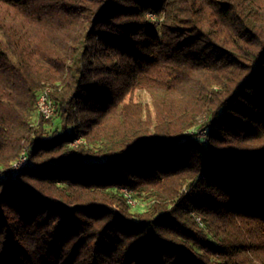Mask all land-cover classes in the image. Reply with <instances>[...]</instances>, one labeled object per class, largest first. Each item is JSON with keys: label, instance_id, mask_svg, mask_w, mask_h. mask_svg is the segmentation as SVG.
Here are the masks:
<instances>
[{"label": "trees", "instance_id": "trees-1", "mask_svg": "<svg viewBox=\"0 0 264 264\" xmlns=\"http://www.w3.org/2000/svg\"><path fill=\"white\" fill-rule=\"evenodd\" d=\"M0 264H264V0H0Z\"/></svg>", "mask_w": 264, "mask_h": 264}, {"label": "built area", "instance_id": "built-area-1", "mask_svg": "<svg viewBox=\"0 0 264 264\" xmlns=\"http://www.w3.org/2000/svg\"><path fill=\"white\" fill-rule=\"evenodd\" d=\"M37 106H39V111H41V116L44 119H49L52 116V114H53V105H52V101L50 100L49 93H47L46 96H43V97L37 99ZM25 163H27L26 154L22 158V161H21L20 165L25 164ZM16 168L17 167H13L12 168V172L15 175H16Z\"/></svg>", "mask_w": 264, "mask_h": 264}, {"label": "bare ground", "instance_id": "bare-ground-1", "mask_svg": "<svg viewBox=\"0 0 264 264\" xmlns=\"http://www.w3.org/2000/svg\"><path fill=\"white\" fill-rule=\"evenodd\" d=\"M47 93H49V89L44 90V91L39 95L38 98H41V97H43V96H46ZM37 109H38V112L41 114V111H39V106H37ZM24 155H25V153H22V154L20 155V157H19V158H18V159L12 164V166H11V169H12L13 167H17V168H16V174H18L20 170L32 166V163H31V161L28 160L27 156H26V161H27V163L20 165V163H21L22 158L24 157ZM19 165H20V166H19Z\"/></svg>", "mask_w": 264, "mask_h": 264}, {"label": "rangeland", "instance_id": "rangeland-1", "mask_svg": "<svg viewBox=\"0 0 264 264\" xmlns=\"http://www.w3.org/2000/svg\"><path fill=\"white\" fill-rule=\"evenodd\" d=\"M49 95H50V93H49ZM144 99H146V98H144ZM50 100L52 101L51 97H50ZM52 105H53V112H54V103H53V101H52ZM192 132H195L198 137H202L204 135L203 132L201 130H198V128H196V127L193 128ZM123 192H124L125 196L127 197L129 203L131 205H135V203L133 202V199L131 197V193L129 191H127V190H123Z\"/></svg>", "mask_w": 264, "mask_h": 264}]
</instances>
